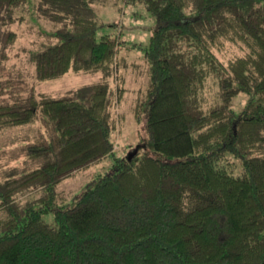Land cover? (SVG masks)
I'll list each match as a JSON object with an SVG mask.
<instances>
[{
    "label": "trees",
    "instance_id": "trees-1",
    "mask_svg": "<svg viewBox=\"0 0 264 264\" xmlns=\"http://www.w3.org/2000/svg\"><path fill=\"white\" fill-rule=\"evenodd\" d=\"M102 1L0 6L8 21L33 3L51 23L35 59L39 80L68 70L106 77L127 22L99 19ZM124 3H143L154 18L149 80L129 102L136 145L117 154L106 78L91 85L86 104L35 85L24 100L10 91L0 129L33 120L46 129L12 167L18 175L0 178V264H264V0ZM107 25L117 30L99 33ZM129 88L120 79L119 102ZM108 155L111 167L81 191L58 187Z\"/></svg>",
    "mask_w": 264,
    "mask_h": 264
},
{
    "label": "rangeland",
    "instance_id": "rangeland-1",
    "mask_svg": "<svg viewBox=\"0 0 264 264\" xmlns=\"http://www.w3.org/2000/svg\"><path fill=\"white\" fill-rule=\"evenodd\" d=\"M95 5L99 19H118L127 22L126 26H123L125 44L118 52L119 61L115 63L113 73L105 77L102 70L96 72L68 70L59 77L42 80L36 76L35 59L38 52L46 46L51 23L36 13L33 3L16 8L14 19L8 21H4V16L9 14L7 9L0 6V102L11 101L12 90H16L24 100L31 86L35 85L39 92H47L55 96L70 94L86 104L91 85L106 78L111 84L110 94H114L115 97L117 119L114 130L115 147L120 148L123 145L128 148L129 143L136 145L138 138L135 132L137 124L129 108V102L133 96L132 89L143 87L149 80V63L145 59L144 49L149 42L154 18L143 3L137 6H125L124 0H106L96 2ZM116 30L113 26L107 25L101 28L99 33ZM133 41L136 44H132ZM120 79L130 88L126 99L119 102L116 89L119 87ZM235 99L234 105L239 109L242 105L240 97ZM121 113L125 114L123 119ZM45 129L41 120L0 129V178L18 175V171L12 173V167L23 166L25 146ZM124 151L125 148H120L117 154H122ZM113 160V155H108L98 162H93L86 168L65 176L58 183V187L71 194L77 193L83 189L91 174L108 170ZM51 217V214L47 216L48 219Z\"/></svg>",
    "mask_w": 264,
    "mask_h": 264
}]
</instances>
